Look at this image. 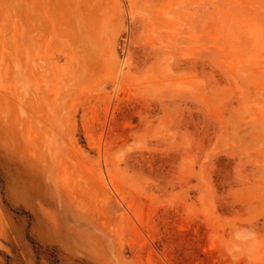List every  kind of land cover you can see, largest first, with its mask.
<instances>
[{"label": "rangeland", "instance_id": "rangeland-1", "mask_svg": "<svg viewBox=\"0 0 264 264\" xmlns=\"http://www.w3.org/2000/svg\"><path fill=\"white\" fill-rule=\"evenodd\" d=\"M0 264H264V0H0Z\"/></svg>", "mask_w": 264, "mask_h": 264}]
</instances>
